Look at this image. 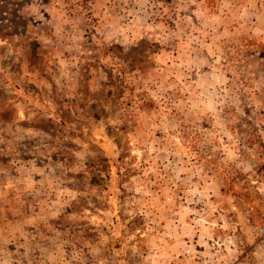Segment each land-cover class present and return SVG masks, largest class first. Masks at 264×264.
<instances>
[{"label": "rangeland", "instance_id": "obj_1", "mask_svg": "<svg viewBox=\"0 0 264 264\" xmlns=\"http://www.w3.org/2000/svg\"><path fill=\"white\" fill-rule=\"evenodd\" d=\"M264 0H0V264H264Z\"/></svg>", "mask_w": 264, "mask_h": 264}, {"label": "built area", "instance_id": "obj_2", "mask_svg": "<svg viewBox=\"0 0 264 264\" xmlns=\"http://www.w3.org/2000/svg\"><path fill=\"white\" fill-rule=\"evenodd\" d=\"M254 234L257 236L260 243L264 245V222L255 227Z\"/></svg>", "mask_w": 264, "mask_h": 264}]
</instances>
